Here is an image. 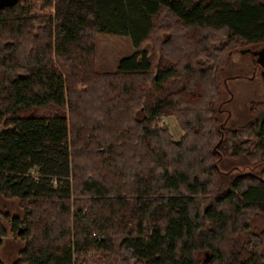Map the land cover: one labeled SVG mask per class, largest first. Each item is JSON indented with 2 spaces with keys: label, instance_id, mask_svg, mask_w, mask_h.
<instances>
[{
  "label": "trees",
  "instance_id": "obj_1",
  "mask_svg": "<svg viewBox=\"0 0 264 264\" xmlns=\"http://www.w3.org/2000/svg\"><path fill=\"white\" fill-rule=\"evenodd\" d=\"M96 32L131 41L112 70ZM234 49L264 50V0L0 4V264H264V101L218 115Z\"/></svg>",
  "mask_w": 264,
  "mask_h": 264
},
{
  "label": "rangeland",
  "instance_id": "obj_2",
  "mask_svg": "<svg viewBox=\"0 0 264 264\" xmlns=\"http://www.w3.org/2000/svg\"><path fill=\"white\" fill-rule=\"evenodd\" d=\"M164 32L161 35L164 36ZM151 40L144 41L142 47L150 51ZM133 47L128 35L96 32L94 34L93 61L96 70H112L117 60L132 51ZM261 55H252L238 49L231 50L222 56L217 72L219 87V117L223 120L239 118L243 116L244 106L248 101H264V68ZM157 124L166 126L170 138L178 139L182 133L172 113H164L157 116ZM237 170L251 169L248 165L235 163ZM227 166V165H226ZM32 169V168H31ZM0 207L10 214H20L15 198L2 199ZM8 227L6 221H2ZM21 240L12 233L2 237L0 243V259L9 263L17 249L21 246Z\"/></svg>",
  "mask_w": 264,
  "mask_h": 264
},
{
  "label": "water",
  "instance_id": "obj_3",
  "mask_svg": "<svg viewBox=\"0 0 264 264\" xmlns=\"http://www.w3.org/2000/svg\"><path fill=\"white\" fill-rule=\"evenodd\" d=\"M8 1H10V0H0V4H3V3H6V2H8ZM241 51L243 50V49H240ZM245 50H247V48L245 49ZM252 52H255V53H257V55L259 54V56L261 55V57H262V61H263V66H264V50H261V51H258V52H256V51H252ZM264 68V67H263ZM264 70V69H263Z\"/></svg>",
  "mask_w": 264,
  "mask_h": 264
}]
</instances>
